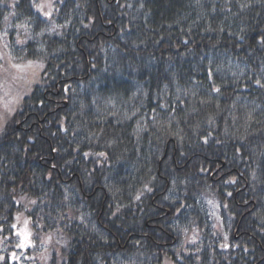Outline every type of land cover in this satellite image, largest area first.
<instances>
[{
  "label": "trees",
  "instance_id": "trees-1",
  "mask_svg": "<svg viewBox=\"0 0 264 264\" xmlns=\"http://www.w3.org/2000/svg\"><path fill=\"white\" fill-rule=\"evenodd\" d=\"M39 2L0 0L44 64L0 127V234L26 209L49 264H264V0Z\"/></svg>",
  "mask_w": 264,
  "mask_h": 264
},
{
  "label": "rangeland",
  "instance_id": "rangeland-1",
  "mask_svg": "<svg viewBox=\"0 0 264 264\" xmlns=\"http://www.w3.org/2000/svg\"><path fill=\"white\" fill-rule=\"evenodd\" d=\"M54 1L41 0L36 9L49 17L54 10ZM43 68V62L15 57L8 46L6 34L0 33V127L15 113L24 96L39 82ZM19 201L23 206H28L34 199L22 196L19 197ZM209 211L214 222L218 223L220 218L217 207L209 208ZM30 217L26 209H21L17 213L13 225L16 240L0 234V264H4L2 259H8L12 264H49L50 257L56 249L55 243L60 239L55 233L44 231L40 224L32 225ZM191 239L193 233H187L184 243L187 245ZM163 264L174 263L167 260Z\"/></svg>",
  "mask_w": 264,
  "mask_h": 264
}]
</instances>
